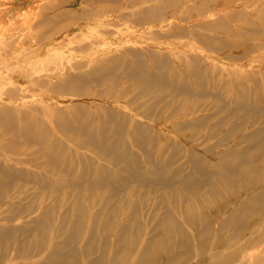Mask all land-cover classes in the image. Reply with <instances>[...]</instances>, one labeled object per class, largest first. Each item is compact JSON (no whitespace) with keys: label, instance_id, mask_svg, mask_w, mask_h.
I'll use <instances>...</instances> for the list:
<instances>
[{"label":"bare ground","instance_id":"bare-ground-1","mask_svg":"<svg viewBox=\"0 0 264 264\" xmlns=\"http://www.w3.org/2000/svg\"><path fill=\"white\" fill-rule=\"evenodd\" d=\"M224 3L35 10L27 61L0 58V264H264V0ZM0 8L5 54L35 18ZM106 15L141 36L68 32ZM231 37L261 41L233 56Z\"/></svg>","mask_w":264,"mask_h":264},{"label":"rangeland","instance_id":"rangeland-1","mask_svg":"<svg viewBox=\"0 0 264 264\" xmlns=\"http://www.w3.org/2000/svg\"><path fill=\"white\" fill-rule=\"evenodd\" d=\"M1 1H4V0H1ZM6 1H9L11 6H12V9H13V12H12L13 17H12V19L13 20H16L15 17H17V13H20V14L23 13V12L26 13L27 10L31 12V14H29L30 12L26 13L27 16L29 17V19L30 18L31 19L35 18L28 25H26L24 23H20V21H19V23L16 22L17 23L16 26L13 27V30L10 31L11 32V38H9V45H8L9 46V51H8V53L4 54L3 52H1V49H0V58L6 56V57H8L7 63H14V64L19 63L21 65V64H23V63H25L27 61V58L21 53V51L19 49L23 47V49H25V51L30 54V52H29L30 49L35 47L34 46V42H35V39H34V32H35L34 28H35V25L37 24V22L39 20V16H36L37 15L36 13H37V11L39 12V10H41L40 9V5L50 3L52 0H28L27 2H24V3L21 0H6ZM214 1L217 4L216 7H220V8L226 7V4L224 3L225 0H214ZM199 4L203 5V6L205 5L206 7H209V5H210V4H207V3H203V1L200 2ZM82 6L76 4L75 5V10L80 11L82 9ZM250 9H252V8H250ZM1 10L2 9L0 8V12H1ZM35 10H37V11H35ZM46 10H48V9H46ZM46 13L50 14L49 11H47ZM109 17L111 19L113 18L112 21H117V23H119V24L117 26L116 25L107 26L106 25L107 22L105 23L104 20L108 19ZM129 18H131V17H129ZM11 21L12 20H10V22ZM230 21H231V19L229 18L227 23L230 22ZM8 22L9 21H6V23H8ZM87 25H88L87 27H85V28H83L81 30L78 29V28H74L72 30L70 29L68 32H70V33L73 32V34L74 33H76V34L83 33V35L85 34V36L87 38V39H85L86 41L94 39V40H97L98 42L101 40L100 38L104 36L103 34H100L101 30H107V31L108 30H110V31L112 30L114 33H116L117 30H124V31L128 32V35H127L126 38L133 37V35L135 37L136 36L137 37L141 36V35L138 34L140 32V30L136 29V27L131 24V21L124 20V19H122L120 17L114 18L113 15L112 16L106 15V16H100V17L97 16V21L96 22L89 23ZM255 28L261 29L260 26H258V27L255 26ZM221 34H223V33H221ZM24 35L26 36L27 39H25V41L23 40V42H21L22 37ZM83 35L78 37V39L85 38V36H83ZM181 37H182V39H181ZM206 37H208V35H205V39H204L205 42L207 41V39L210 42V38L209 37L206 38ZM244 37H246V36H244ZM144 38L145 37L142 38L143 41H144L143 42L144 43L143 46H147L146 44H148V43L145 42L146 38L145 39ZM178 38L180 40H182V41H187V39H188L186 37L178 35V36L173 37V38L172 37L171 38L161 37L160 40H161V43L162 42L163 43H167V42H172V40H176ZM165 39H167V40H165ZM230 39H229L230 41L228 40L230 42V43L228 42V45H232V46L230 47V49L227 50V53L230 54V55H233V56L243 55L241 53H243L244 50L246 51V50L249 49L248 50V52H249L250 49L252 47H254L255 44L258 45L260 43V41H261L260 39L259 40L258 39H253V40H247V41H244V40L235 41L234 39H232V37ZM122 40L125 41V39H122ZM0 41H1V36H0ZM55 41L56 40H53L51 43L54 44ZM115 43L116 42L114 40H111L110 38H107L105 45L108 47V46H111V45H115ZM238 43H239V45H238ZM45 45H46V48H47V47H49L50 43L46 42ZM166 50H169V49H166ZM256 51L257 50L255 49L254 53ZM249 57L250 56L244 57V59L241 62H237V63L245 64ZM203 58H205V57H203L201 55L200 59H201L202 63H204V64H206L208 66V62L207 61L210 60V59L209 58L208 59L207 58L203 59ZM35 59L38 60V58H32L30 60V63L34 62L33 60H35ZM57 60L58 61H64L65 59L62 58V57H59V58H57ZM221 61L225 62L226 60L224 61V60L221 59ZM210 62H211V60H210ZM213 64H216V63H213ZM36 66H38V62H36ZM236 66H237V64L234 67H236ZM218 67H220V65H218ZM256 67H258V66L255 65V66L249 67L248 72H251L252 70H255ZM42 72H45V70L43 69ZM29 74H30V72L28 73V77H30ZM216 76H217L216 78L219 79L220 75L218 74ZM259 81H260V79H259Z\"/></svg>","mask_w":264,"mask_h":264}]
</instances>
